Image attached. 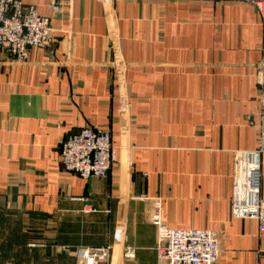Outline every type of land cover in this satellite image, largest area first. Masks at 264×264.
Wrapping results in <instances>:
<instances>
[{"label":"crops","instance_id":"obj_1","mask_svg":"<svg viewBox=\"0 0 264 264\" xmlns=\"http://www.w3.org/2000/svg\"><path fill=\"white\" fill-rule=\"evenodd\" d=\"M23 2L50 15L52 0ZM58 3L49 47L23 62L0 51V264H75L78 249L106 245L104 264H161L154 200L169 228L219 232L216 264H264V154L250 155L264 129V11L246 0ZM85 127L110 133L105 177L60 167L61 142ZM251 165L262 231L233 215Z\"/></svg>","mask_w":264,"mask_h":264},{"label":"built area","instance_id":"obj_2","mask_svg":"<svg viewBox=\"0 0 264 264\" xmlns=\"http://www.w3.org/2000/svg\"><path fill=\"white\" fill-rule=\"evenodd\" d=\"M262 15L264 0H246ZM60 9L58 0H52L50 15H40L35 7L23 0H0V51L8 58L23 62L31 49H45L53 42L51 18ZM259 92L264 95V49L261 50L256 76ZM264 154V129L258 133L257 148L250 155ZM253 159V158H251ZM115 148L107 130L85 127L67 136L60 146L59 163L63 171L82 179L105 177L116 163ZM259 173L247 169L245 182L233 197V215L242 219L258 220L263 230V202L259 198ZM82 200V199H80ZM151 223L156 228L155 251L161 264H216L221 243L218 231L209 229L169 228L160 212V203L154 200ZM111 247L81 248L76 252L75 264H104L109 260ZM133 249L124 251V257L133 258Z\"/></svg>","mask_w":264,"mask_h":264}]
</instances>
